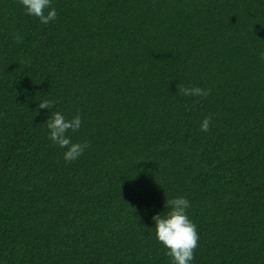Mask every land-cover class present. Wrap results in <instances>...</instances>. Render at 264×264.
I'll return each mask as SVG.
<instances>
[{
    "label": "trees",
    "instance_id": "16d2710c",
    "mask_svg": "<svg viewBox=\"0 0 264 264\" xmlns=\"http://www.w3.org/2000/svg\"><path fill=\"white\" fill-rule=\"evenodd\" d=\"M51 5L0 0V264H171L152 217L177 197L191 264H264V0ZM54 111L81 117L75 161Z\"/></svg>",
    "mask_w": 264,
    "mask_h": 264
},
{
    "label": "clouds",
    "instance_id": "9594fccd",
    "mask_svg": "<svg viewBox=\"0 0 264 264\" xmlns=\"http://www.w3.org/2000/svg\"><path fill=\"white\" fill-rule=\"evenodd\" d=\"M28 15L37 17L41 24L47 25L57 18V12L51 5V0H18ZM48 9L47 14L45 10ZM17 43L22 42V37L14 36ZM264 60V53H261ZM179 91L184 96L207 97L210 90L199 87H183ZM54 102L43 100L38 104L39 109H52ZM49 129L48 139L60 148L66 149L64 160L72 162L78 159L89 147L88 143H73L67 135L69 130L77 132L82 124L79 114L71 120H66L59 111L52 112L45 122ZM211 125V117H205L200 125V130L207 132ZM191 207L189 200L184 197L166 199V214H157L152 217L155 222V237L157 241L167 250L166 254L171 258V264H191L194 253L199 247V234L197 226L189 218L187 210Z\"/></svg>",
    "mask_w": 264,
    "mask_h": 264
}]
</instances>
